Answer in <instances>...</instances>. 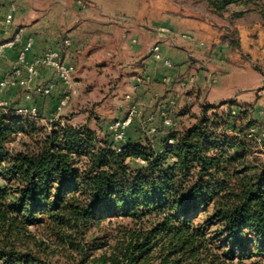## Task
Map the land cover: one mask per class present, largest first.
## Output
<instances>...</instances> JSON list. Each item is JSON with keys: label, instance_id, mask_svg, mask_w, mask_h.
Segmentation results:
<instances>
[{"label": "trees", "instance_id": "obj_1", "mask_svg": "<svg viewBox=\"0 0 264 264\" xmlns=\"http://www.w3.org/2000/svg\"><path fill=\"white\" fill-rule=\"evenodd\" d=\"M239 1L211 3L222 12ZM222 43L241 46L231 35ZM236 105L201 104L191 126L160 127L167 134L158 146L142 135L121 151L108 132L101 137L62 117L47 119L48 129L41 110L33 118L16 103L3 106L0 264H52L31 245L32 227H47L76 250L78 264H230L264 255V163L248 158L260 131L252 133L253 108L238 104L233 113ZM19 134L29 141L10 150ZM138 159L145 163L134 166ZM114 219L127 223L113 238L90 235Z\"/></svg>", "mask_w": 264, "mask_h": 264}, {"label": "rangeland", "instance_id": "obj_2", "mask_svg": "<svg viewBox=\"0 0 264 264\" xmlns=\"http://www.w3.org/2000/svg\"><path fill=\"white\" fill-rule=\"evenodd\" d=\"M86 1L90 6L93 5L99 9L100 14H105V18H110L111 21L115 22L118 21L121 29L106 50L99 47L92 56H89L87 52L78 55L74 79L79 87V92L72 98L68 109L57 116L62 117L63 123H67L69 120L70 123L76 126L87 124L90 128L96 130L101 137L106 135L108 124L114 119L125 116L132 108L127 95L135 91L129 78L136 74L135 68L138 62L130 61L128 50V52L120 50L119 38L124 40L123 34L125 37L128 36V32L132 28L151 29L150 33L152 34L159 25H164L169 21H178L181 24L185 23L188 31H175L172 28L171 30L183 40L186 39L181 37L182 33H190L194 36L193 40H196L199 30L203 31L202 35L207 40H219L222 43V37L227 35L239 39L241 42L239 48L230 46L235 53L232 61L235 64L244 66V68H231V71L223 79L224 89L218 86L220 83L218 74L214 76L216 81L218 80L217 83H208L209 86L203 88H186V86L181 85L182 88L177 87L175 99L180 101L177 102L174 112L178 119L176 129L189 127L197 121V116L202 111L201 98H204L202 96L208 93L207 101H213L222 97L220 93L223 90L227 98L234 99V96H236L237 106L238 104L248 103L253 108L250 114L258 122V125L255 126L256 132L260 131V134L264 132V0H240L228 5L226 10L222 12L213 7L212 0ZM133 39H136L139 43L141 42L140 37L138 39V37L130 35L126 41L132 49L136 45ZM201 42H198L199 45ZM218 67H223V65ZM190 91L199 93L201 98L196 96L188 102L186 96ZM222 103L225 102L217 101L216 104L221 105ZM227 108L228 106H223L222 109ZM234 109L239 110L238 107H234ZM141 110L142 119L145 116L148 118V125L156 120L152 121L150 117L158 114L159 107H155V104H145ZM182 111H187L188 114L181 115ZM180 116H183V118L179 119ZM38 121L41 125L51 129L47 119ZM147 125L140 128L139 124L136 123L131 128H135L136 132L140 131L143 137H149L158 146V143L164 137H160L161 128L153 134L147 130ZM25 140L29 141V138L23 134L17 135L9 143L10 150L23 149L22 142ZM248 158L253 164L264 163V143L260 137H258L257 143ZM138 164H142L139 159L133 163L134 166ZM1 182L3 183V180L0 178ZM120 223H127V221L121 219H114L112 222L106 221L101 229H95L90 235L94 234L95 237L108 236L107 239H111L118 234ZM31 229L37 239V242L33 241L31 245H34L43 255L47 256L52 264H78V252L69 246L61 245L57 236L53 235L47 227H32ZM40 243L42 246L38 247ZM96 253H101V250ZM229 263L264 264V255L255 254L252 258L235 259L229 261Z\"/></svg>", "mask_w": 264, "mask_h": 264}, {"label": "crops", "instance_id": "obj_3", "mask_svg": "<svg viewBox=\"0 0 264 264\" xmlns=\"http://www.w3.org/2000/svg\"><path fill=\"white\" fill-rule=\"evenodd\" d=\"M79 1H82L83 4H80ZM14 3L18 8L14 10L13 22L11 25H0V40L3 42L9 39L18 28H22L24 32L21 42L15 46H7L2 49L0 54V79L14 68L20 48L28 40L29 36H34L35 42L27 53L28 60H32L34 54L43 52L47 47L59 46L64 38L71 37L72 44L65 49L64 58L69 62L75 63L77 67L78 55L87 52L89 56H92L99 47H103L106 50L121 29L118 21L115 22L111 21L110 18H105V14H100L99 9L93 5L90 6L86 0H0V17L12 12ZM164 25H168L175 31H188L187 25L178 21H169L164 23ZM122 26L125 27L124 25ZM150 30L132 28L128 32V36L125 37L123 34L124 40L119 38L120 50H128L130 61L138 62L135 68L136 74L129 78L130 84L137 86L136 91H132L134 94L133 99H129V102H131L132 107L136 105L139 109L134 125L138 123L140 128V122L148 119L147 116L142 119V106L155 104V107L160 109L163 103L174 99L176 88L182 86L179 82L180 77L187 78L190 75H194L195 83L187 85L186 88H203L209 86L210 74L214 76L218 74L220 82L218 86L224 89L225 83L223 79L231 71V68H244V66L235 64L232 61L235 53L229 45L221 43L219 40L205 39L202 35V30L197 33L196 40L180 39L177 45L165 44L163 46V54L173 62L172 66H166L149 53V47L155 39L154 33L151 34ZM130 35L136 36L138 39L139 37L141 38V42H136L133 49L126 41ZM199 41L204 44L199 45ZM125 62L127 63L128 61ZM219 65H223V67H218ZM52 81L56 83V86L51 96L34 94L32 98L27 99L25 88L13 86L8 89L0 88V100H4L8 104L16 103V106L37 104L44 119L52 118L57 112L59 99L66 87L55 77L51 67L42 68L40 76L35 80V83ZM224 93L222 90V93H220L222 97L207 101L208 93L202 96L204 98H201L199 93L190 91L186 96V100H192L193 97L199 96L201 104H214L217 101H237L236 96H234V99L227 98ZM158 101L160 102L157 103ZM179 101L178 99L177 102ZM181 118L183 116L179 117V119ZM153 123L163 127L160 117ZM165 134H167V130H161L160 137L165 136ZM141 136L140 131L136 132L135 128H130L128 137L138 139Z\"/></svg>", "mask_w": 264, "mask_h": 264}, {"label": "built area", "instance_id": "obj_4", "mask_svg": "<svg viewBox=\"0 0 264 264\" xmlns=\"http://www.w3.org/2000/svg\"><path fill=\"white\" fill-rule=\"evenodd\" d=\"M80 4H83L82 1H79ZM18 7L14 3L13 11L6 14L3 17H0V25H11L14 19V10ZM24 30L18 28L13 32L11 37L3 42L0 40V54L4 47L15 46L22 41ZM155 39L149 47V53L157 60L163 62L166 66H172L173 62L166 58L163 54V46L167 43L173 45L178 44V40L181 39L171 28L167 25H159L154 31ZM181 37L186 40H193L194 36L190 33H182ZM179 38V39H178ZM134 42H137L136 39H133ZM35 38L34 36H29L28 40L22 45L19 51L18 60L14 68L7 73L2 79H0V88L8 89L13 86H21L25 88V96L27 99L32 98L34 94H39L42 96H51L53 90L56 86L55 82H36L37 77L40 76L41 70L44 67L53 68L55 77L61 81L66 87L63 95L59 99V105L56 112L57 117L63 112H65L72 98H74L78 92L79 87L74 79V73L76 71V64L69 62L64 58V51L66 48L70 47L72 44L71 37H66L62 40L59 46H49L43 52L36 53L33 55L32 60H28L27 53L34 45ZM204 43L201 42L200 45ZM195 76L190 75L189 77H180L179 82L182 86H187L195 83ZM216 82V78L213 74H210L209 83ZM136 91L137 86H134ZM133 93L128 94L129 99H133ZM8 103L4 100H0V109L7 105ZM177 106V100L171 99L167 103H163L157 115V118L160 117L162 120V126L165 129H175L177 126V118L174 114L175 108ZM40 108L37 104L32 105H18L17 111L20 114L27 115L33 118H38L40 116ZM238 110L234 109L233 113H236ZM139 109L134 105L129 112L120 118L112 120L107 127V132L110 135L112 147L118 151H121L123 144L128 138V132L130 128L135 123V118ZM156 115H152L150 120H155ZM148 119L142 120L140 122L141 127L146 126ZM160 125H156L153 122L147 125V130L150 133H157ZM256 132L255 128H252V133ZM249 136H251L249 134ZM260 138L264 143V132L260 134ZM260 140V139H259ZM170 144L174 143L173 139L169 140ZM140 162L145 163L144 160L139 159Z\"/></svg>", "mask_w": 264, "mask_h": 264}]
</instances>
